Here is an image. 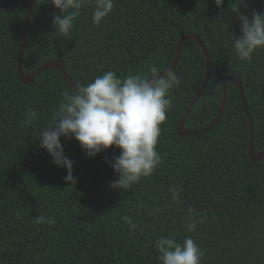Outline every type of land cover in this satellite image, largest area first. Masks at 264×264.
<instances>
[{
    "label": "trees",
    "instance_id": "obj_1",
    "mask_svg": "<svg viewBox=\"0 0 264 264\" xmlns=\"http://www.w3.org/2000/svg\"><path fill=\"white\" fill-rule=\"evenodd\" d=\"M246 2L241 13L251 17L253 11L264 12V0ZM235 3L223 0L217 7L214 0H114L100 26L93 25L89 5L65 37L53 27L59 10L36 0L22 68L32 73L58 59L81 87L108 70L123 78L148 73L155 64L162 72L178 41L195 32L210 54L211 74L185 129L214 121L222 81L237 73L252 115L254 150L264 152V49L251 62L236 57L233 40L241 31L231 11ZM28 9V0H17L0 10V264H159L154 241L161 235L179 242L191 236L205 251L201 264H264V158L254 161L249 155V122L239 87L228 82L220 121L209 131H177L205 79L206 59L198 42L187 39L172 68L181 84L172 90L173 104L161 126L157 151L162 164L156 172L128 190L112 189L117 174L109 165L119 150L112 147L90 158L74 138L61 137L78 181L73 186L65 181L66 169L38 146V138L53 120L62 92L76 89L52 67L29 83L20 79L18 49ZM29 109L38 117L34 126L25 127ZM174 187L180 189L175 200ZM189 208L197 221L194 233L184 227ZM153 209L159 211L150 215ZM41 214L55 224H36ZM128 219L138 225L133 234Z\"/></svg>",
    "mask_w": 264,
    "mask_h": 264
},
{
    "label": "clouds",
    "instance_id": "obj_2",
    "mask_svg": "<svg viewBox=\"0 0 264 264\" xmlns=\"http://www.w3.org/2000/svg\"><path fill=\"white\" fill-rule=\"evenodd\" d=\"M48 2L60 12V15H53L55 32L65 37L87 6L93 5L92 23L97 27L115 6L114 0H40V3ZM214 3L222 7L223 0H214ZM241 6L247 8L246 0H236L231 10L238 16L241 31L239 37H234L233 50L239 61L251 62L253 54L264 49V12L253 11L249 17L240 12ZM180 84L181 79L174 70L161 72L155 64L148 73L129 74L123 78L108 70L86 86L62 92L53 120L39 133L38 146L47 151L57 167L66 169L65 181L73 186L78 181L73 175V162L64 153L61 137L74 138L90 158L115 147L119 155L109 166L117 178L109 186L118 191L128 190L153 175L162 164L157 151L158 138L173 104L172 90ZM37 117L38 113L29 109L24 126H34ZM179 191L175 187L171 189L173 200L178 198ZM158 211L153 209L149 214ZM35 223L51 226L55 219L41 214L35 218ZM127 223L129 233L133 234L138 225L131 219ZM196 224L194 211L189 208L184 221L186 231L194 233ZM154 246L159 264H201L205 255L191 236L179 242L172 236L161 235Z\"/></svg>",
    "mask_w": 264,
    "mask_h": 264
},
{
    "label": "water",
    "instance_id": "obj_3",
    "mask_svg": "<svg viewBox=\"0 0 264 264\" xmlns=\"http://www.w3.org/2000/svg\"><path fill=\"white\" fill-rule=\"evenodd\" d=\"M17 0H9L3 4L0 5V10L8 7L9 5L13 4L14 2H16ZM29 1V9H28V13L25 19V23H24V27H23V32H22V37L20 40V45H19V49H18V60H17V72L19 74L20 79L25 82V83H29L31 82L42 70L48 68V67H52L56 70H59L61 72V74L63 75L64 79L66 80V82L74 89H78L81 86L75 84L69 77L65 67H64V63L61 60L58 59H53L50 61H47L45 63H43L42 65H40L35 71H33L32 73H26L23 71L22 68V61H23V49H24V44L26 41V37H27V32H28V26L30 23V19L32 17L34 8H35V4H36V0H28ZM187 39H195L199 46L201 47L204 55H205V59H206V74H205V79L202 83V86L200 87V89L197 91V93L195 94V96L190 100L185 113L182 117V119L180 120V122L178 123L177 126V131L180 135H197V134H203L207 131H209L211 128H213L219 121L221 118V115L223 113L225 104H226V98H227V84L229 81H232L234 84H236L239 87L240 90V94H241V98H242V105L243 108L246 112L247 118H248V122H249V143H248V150H249V155L251 157L252 160L254 161H258L262 158H264V152H256L254 150L253 147V123H252V115L248 109V106L246 104V97H245V92L242 86V79L241 76L237 73H230L228 75H226L222 81V88H223V95H222V101H221V105L219 107L218 113L216 118L214 119V121L209 124L208 126L201 128V129H194V130H187L185 129L184 125H185V121L188 118L191 109L195 103V101L199 98V96L202 94V92L204 91L205 87L207 86L209 79H210V74H211V58H210V54L208 52V50L206 49L203 41L201 40V38L199 37L198 34H196L195 32H189L186 33L177 43L176 46V51H175V56L172 60V62L170 63V65L168 66V68H166L165 70H170L172 69L180 56V52L182 49V46L184 44V42ZM164 70V71H165ZM163 72V71H162ZM164 73H161L160 75H163Z\"/></svg>",
    "mask_w": 264,
    "mask_h": 264
}]
</instances>
